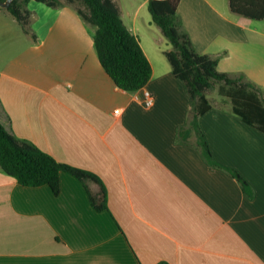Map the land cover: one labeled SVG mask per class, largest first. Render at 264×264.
Returning a JSON list of instances; mask_svg holds the SVG:
<instances>
[{
    "label": "crops",
    "instance_id": "1",
    "mask_svg": "<svg viewBox=\"0 0 264 264\" xmlns=\"http://www.w3.org/2000/svg\"><path fill=\"white\" fill-rule=\"evenodd\" d=\"M112 1L151 65L133 93L100 65L95 27L78 3L29 0L27 26L0 7V125L96 176L107 207L96 212L69 173H60L54 195L0 168V264H264V132L233 114L215 84L198 125L223 168L203 159L195 134L178 140L191 102L164 56L169 46L140 17L147 0ZM177 15L194 50L217 58L218 72L242 75L264 93V19L233 14L228 0H180Z\"/></svg>",
    "mask_w": 264,
    "mask_h": 264
},
{
    "label": "trees",
    "instance_id": "2",
    "mask_svg": "<svg viewBox=\"0 0 264 264\" xmlns=\"http://www.w3.org/2000/svg\"><path fill=\"white\" fill-rule=\"evenodd\" d=\"M6 0H0L5 2ZM50 8L81 4L78 15L95 27L94 48L100 65L116 88L133 93L149 81L151 65L145 57L139 39L121 20L119 9L112 0H35ZM180 0H147L151 22L158 27L169 49L164 56L173 75L179 79L191 102V109L184 127L177 132L178 140L185 141L196 135L195 143L201 156L212 166L215 163L199 129L198 118L210 108L205 92L219 84V94L232 103V112L248 125L264 132V93L259 87L245 81L242 75L231 76L217 71V58L197 53L184 31L177 15ZM29 0H11L6 11L21 25L27 26L30 12ZM230 11L250 20L264 19V0H228ZM0 168L23 187L48 186L54 195L59 192V175L66 172L81 182L89 202L96 212L107 210L106 192L101 181L91 173L55 161L29 141L10 135L0 125ZM236 179L241 189L250 195L248 184L232 169H225ZM96 183L97 194H92L86 182ZM158 264H167L160 262Z\"/></svg>",
    "mask_w": 264,
    "mask_h": 264
},
{
    "label": "rangeland",
    "instance_id": "3",
    "mask_svg": "<svg viewBox=\"0 0 264 264\" xmlns=\"http://www.w3.org/2000/svg\"><path fill=\"white\" fill-rule=\"evenodd\" d=\"M61 1H64V0H61ZM118 1H121V0H118ZM142 2H143V0H136L134 6H138ZM76 6H79V7L83 8L81 4H77ZM139 13H140V17L142 18L143 21H146L147 18L149 20L151 19V16H150V14H149V12L147 10V5L146 4H144V6L139 9ZM151 25H152L153 29H156L157 31H159L158 27H156L154 24H152V22H151ZM164 41H165V43H167L166 40H164Z\"/></svg>",
    "mask_w": 264,
    "mask_h": 264
},
{
    "label": "built area",
    "instance_id": "4",
    "mask_svg": "<svg viewBox=\"0 0 264 264\" xmlns=\"http://www.w3.org/2000/svg\"><path fill=\"white\" fill-rule=\"evenodd\" d=\"M144 98H145V105L146 106H151L152 102H153V97L151 96V94L148 91L144 92Z\"/></svg>",
    "mask_w": 264,
    "mask_h": 264
},
{
    "label": "water",
    "instance_id": "5",
    "mask_svg": "<svg viewBox=\"0 0 264 264\" xmlns=\"http://www.w3.org/2000/svg\"><path fill=\"white\" fill-rule=\"evenodd\" d=\"M11 0H6L5 2H0V7L7 8Z\"/></svg>",
    "mask_w": 264,
    "mask_h": 264
}]
</instances>
